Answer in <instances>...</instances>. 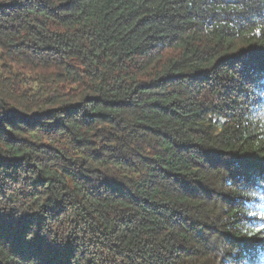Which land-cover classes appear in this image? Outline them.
Listing matches in <instances>:
<instances>
[{"label": "trees", "instance_id": "trees-1", "mask_svg": "<svg viewBox=\"0 0 264 264\" xmlns=\"http://www.w3.org/2000/svg\"><path fill=\"white\" fill-rule=\"evenodd\" d=\"M262 214L264 0H0V264H264Z\"/></svg>", "mask_w": 264, "mask_h": 264}, {"label": "snow or ice", "instance_id": "snow-or-ice-1", "mask_svg": "<svg viewBox=\"0 0 264 264\" xmlns=\"http://www.w3.org/2000/svg\"><path fill=\"white\" fill-rule=\"evenodd\" d=\"M252 215L255 216L256 214H255V213H252ZM259 219H261L262 222H264V214H262V215L259 217Z\"/></svg>", "mask_w": 264, "mask_h": 264}]
</instances>
